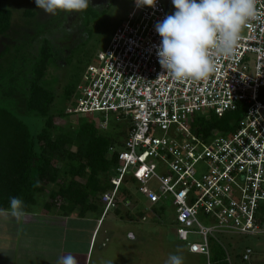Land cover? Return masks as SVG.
Segmentation results:
<instances>
[{
	"label": "built area",
	"instance_id": "obj_1",
	"mask_svg": "<svg viewBox=\"0 0 264 264\" xmlns=\"http://www.w3.org/2000/svg\"><path fill=\"white\" fill-rule=\"evenodd\" d=\"M260 19L242 32L231 56H214L217 71L207 80H176L156 55L161 37L155 30L169 11L134 6L100 50L74 93L69 115H115L128 124L118 154L114 188L104 194L107 210L146 208L141 194L162 213L174 216L178 238L189 252L213 260L214 246L230 253L224 236L264 235V0ZM240 111L231 131L195 132L199 118ZM136 194L121 201L124 184ZM155 185L152 189L149 186ZM137 192L139 194H137ZM106 210V211H107ZM153 211V210H151ZM254 264L256 252H240Z\"/></svg>",
	"mask_w": 264,
	"mask_h": 264
},
{
	"label": "rangeland",
	"instance_id": "obj_2",
	"mask_svg": "<svg viewBox=\"0 0 264 264\" xmlns=\"http://www.w3.org/2000/svg\"><path fill=\"white\" fill-rule=\"evenodd\" d=\"M134 2L135 0H92L89 6L97 13V16H94L92 13H87L86 10L80 13L58 10L55 15H49L37 8L35 0H5L4 6L13 11V21L8 34L0 37V56L3 54L4 60L6 58L9 60L8 65L16 59L15 63L17 64L14 69L17 80L11 86L6 87L7 89L4 91H11L12 88H15L17 94L21 96L17 98V102L20 104L19 101L23 99L25 94L27 95L25 84L22 82L24 80L23 78L20 79L21 69L27 62L23 59V56L27 60L33 56L38 58L44 41L48 39L54 49L52 51L54 57L48 66L43 83L57 94L54 105L55 123L58 126L66 127L68 131L74 134L81 125L80 120L83 117L81 118L76 114L71 116L67 113V110L74 104V93L77 88H74L71 96H66V88L74 84L76 80L80 79L78 83L81 82L87 67L94 62L98 52L107 46L112 34L132 11ZM29 10H33L35 14H27ZM2 97L0 87V104L8 106L9 103L5 102ZM10 107L13 106L10 105ZM16 111L18 110L16 109ZM96 115L101 116L102 114L96 113L94 118L97 120L103 134L113 135L119 141H124L128 131L126 122L118 119L115 115L106 118L97 117ZM22 118L29 125L34 135H37L45 125V120L34 114H26ZM118 147L120 146H116V148ZM75 148L76 146H72L71 150ZM118 149L123 150V147ZM55 164H57V161H55ZM67 169L69 170V167L65 166L64 174L67 173ZM65 177L69 178L68 175ZM81 177L80 180L85 183L89 176L86 172ZM101 177L108 179L111 174H103ZM63 182H66V180H60L59 184L62 185ZM130 183L124 184L122 195L126 190L129 191L128 188H131L136 194L135 188H132L130 186L132 183ZM49 185L52 192L58 190V185ZM149 187L152 189L157 188L155 185ZM137 194L139 193L137 192ZM103 196L99 197L101 198L99 204L101 208H105V212L107 203L104 201ZM138 198L142 199L143 207H146L147 210H134L132 215L125 214V217H121L115 215V212H111L112 209H110L98 238L99 252L96 253H100L105 261L111 260L112 264H166L171 254L181 255L184 264H208L206 259L198 260L197 256L191 255L187 244L178 238L174 216L166 213L157 219L155 218L157 215L153 214L155 212L151 211L152 209L155 210V207L148 200H145L141 194L138 195ZM56 199L58 203L63 204L60 197ZM55 200L51 195L40 196V204L37 209H43L46 204ZM54 204L57 205V203ZM57 206H53L54 213L57 214L56 211H58V214H60L62 211ZM121 209L123 210L122 214L126 212L131 214L127 208L122 207ZM116 216L125 221L122 220L121 222ZM126 229L127 231H125ZM132 235L134 236V242L130 241ZM105 237H109V242H105ZM222 240L230 251L233 264H241L237 259V255L239 252L244 251L246 247H252L256 250L255 264H264V236L230 235L224 236ZM230 242L233 243V247L230 246ZM105 244L108 245L104 246ZM129 244L133 245L132 250L135 252L132 255L127 253V248L131 253ZM102 246H104V249H100Z\"/></svg>",
	"mask_w": 264,
	"mask_h": 264
},
{
	"label": "trees",
	"instance_id": "obj_3",
	"mask_svg": "<svg viewBox=\"0 0 264 264\" xmlns=\"http://www.w3.org/2000/svg\"><path fill=\"white\" fill-rule=\"evenodd\" d=\"M4 1L0 0V37L8 34L13 21V11L4 6ZM86 11L97 16L91 6ZM27 14L34 15L35 13L29 10ZM44 42L38 58L33 56L27 60L23 56L27 62L21 69L20 79L24 80L22 82L25 84L27 95L25 94L19 101L20 104L17 98L21 96L17 94L15 88L11 91H4L17 80L14 69L17 64L16 59L8 65L9 60L7 58V61L4 60L3 54L0 56L2 98L9 103L8 106L0 104V210L10 208L11 197H19L25 202V212L35 210L40 204V196L51 195L53 200L60 197L63 204L58 203L56 199L46 204L44 208L52 209L53 206L60 204L57 207L66 216L78 212L81 216L91 214L93 217H100L105 208H101L99 197L114 188L111 180L117 174L118 154H112L110 148L122 147L124 141H119L113 135L103 134L94 116H81L83 117L80 120L81 125L74 134L66 127L55 123L54 105L57 94L43 83L48 66L54 57L52 52L54 49L48 39ZM79 80L66 88V96H71L74 88L79 85ZM9 97L11 98L8 99ZM26 114H34L45 120L43 129L37 135L32 134L29 125L22 118ZM240 114L241 112L238 111L228 113L223 117L213 114L207 118H199L196 124H199L202 129L195 132L206 136L212 135L213 130L227 133L233 129L231 122L240 120ZM97 117L106 118L105 114ZM72 146L76 148L71 150ZM65 166L69 167V170L67 169V173L64 174ZM86 172L89 177L83 183L80 179ZM103 174H111V177L103 179L101 177ZM66 175L69 178H66ZM62 179L66 182L60 185L59 182ZM49 184L58 185V190L52 192ZM130 186L136 187L133 184ZM130 196L131 192L126 190L124 195L121 192L120 199L124 201ZM119 204L120 206L113 208L111 212L124 217L125 214H122L121 209L122 203L119 202ZM154 207L155 210H152L155 213L153 214L159 219L165 206L160 210L159 205ZM127 215L130 216V214ZM230 246L233 247V243L230 242ZM213 250L212 264H231L225 249L216 246ZM237 256L240 263L244 264L240 252ZM255 261L256 259L254 264Z\"/></svg>",
	"mask_w": 264,
	"mask_h": 264
},
{
	"label": "clouds",
	"instance_id": "obj_4",
	"mask_svg": "<svg viewBox=\"0 0 264 264\" xmlns=\"http://www.w3.org/2000/svg\"><path fill=\"white\" fill-rule=\"evenodd\" d=\"M92 0H35L38 9L49 15L58 10L80 13ZM175 11L157 22L161 37L156 55L161 67L176 80H207L217 71L214 56L233 55L243 29L260 19L257 0H171ZM137 7L155 6L157 0H135ZM111 209V208H110ZM105 211V215L110 211ZM4 211V210H0ZM9 213L20 220L25 202L10 198ZM60 264H78L72 255L61 257ZM104 264H112L111 260ZM166 264H184L183 257L171 254Z\"/></svg>",
	"mask_w": 264,
	"mask_h": 264
},
{
	"label": "crops",
	"instance_id": "obj_5",
	"mask_svg": "<svg viewBox=\"0 0 264 264\" xmlns=\"http://www.w3.org/2000/svg\"><path fill=\"white\" fill-rule=\"evenodd\" d=\"M163 1L172 14L175 8L171 0ZM8 210L0 211V264H60L61 257L66 255L74 256L78 264L105 262L96 252H99L98 238L109 212L106 215L103 212L100 217L81 216L78 212L70 216L61 212V216L58 211L54 213V208L31 209L17 220ZM108 239L105 237V242H109ZM130 241H135L133 235ZM129 247L131 253L127 248L128 255L134 254L133 245ZM191 255L198 260L205 259L201 255Z\"/></svg>",
	"mask_w": 264,
	"mask_h": 264
}]
</instances>
